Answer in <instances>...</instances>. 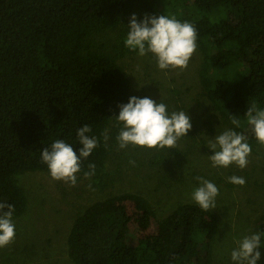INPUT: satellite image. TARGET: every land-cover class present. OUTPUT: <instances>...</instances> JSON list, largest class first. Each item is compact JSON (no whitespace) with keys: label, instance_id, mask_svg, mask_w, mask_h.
Wrapping results in <instances>:
<instances>
[{"label":"trees","instance_id":"1","mask_svg":"<svg viewBox=\"0 0 264 264\" xmlns=\"http://www.w3.org/2000/svg\"><path fill=\"white\" fill-rule=\"evenodd\" d=\"M133 15L138 22L167 15L195 26L201 90L229 129L264 150L245 116L252 107L264 110V0H0V202L14 206L12 220L27 208L16 177L48 172L41 152L55 140L78 151L76 133L84 125L98 144L76 176L84 177L91 163L94 189L113 182L106 166L118 147L114 117L133 96L119 64L137 54L124 45ZM142 152L157 167L168 153L180 170L174 148ZM169 166L158 175L162 183L176 171ZM254 226L261 234L257 264H264V212ZM217 232L215 216L196 203L158 218L142 196L123 192L75 216L66 252L74 264H211Z\"/></svg>","mask_w":264,"mask_h":264},{"label":"rangeland","instance_id":"2","mask_svg":"<svg viewBox=\"0 0 264 264\" xmlns=\"http://www.w3.org/2000/svg\"><path fill=\"white\" fill-rule=\"evenodd\" d=\"M200 63L197 49L183 70H160L151 54L137 53L119 60L133 96L161 99L169 113L186 111L190 117L191 130L174 148L180 153V170L168 153L163 154L167 158L165 165L151 166L142 152L144 148L134 151V146L129 145L124 149L117 147L107 161L106 171L113 182L103 191L94 189L84 177H77L76 185L69 186L51 179L49 172L19 174L17 184L26 193L27 208L12 220L15 238L10 245L0 248V264H74L67 256L66 239L73 219L88 205L109 195L129 192L142 196L157 217L164 218L178 204L195 203L191 194L200 186L196 177L213 182L219 189L216 208L210 210L218 224L211 264H234L232 250L242 238L254 234L255 220L264 212V150L251 147L243 169L235 164L212 167L208 157L213 153L208 140L229 127L200 88ZM168 164L178 176L173 173L170 180L162 183L158 175ZM233 175L243 177L246 183H229L228 177Z\"/></svg>","mask_w":264,"mask_h":264},{"label":"clouds","instance_id":"3","mask_svg":"<svg viewBox=\"0 0 264 264\" xmlns=\"http://www.w3.org/2000/svg\"><path fill=\"white\" fill-rule=\"evenodd\" d=\"M197 31L193 24L181 22L167 15L145 16L139 22L135 15L130 17L124 45L140 56L151 54L160 70L187 67L188 61L196 51ZM119 114L114 117L119 132L116 136L118 147L129 145L146 149H172L178 140L191 130V119L186 111L167 110V105L149 97L132 96L126 104L118 105ZM254 138L264 144V110L249 108L245 114ZM232 123L239 127V120ZM91 127L84 125L77 130L79 150L63 140H55L50 147L41 152V161L47 166L54 181H63L69 186L77 183L76 174L81 171V161L87 159L97 147L96 137L89 136ZM107 140V136H105ZM212 155L208 157L212 167L227 168L232 164L243 169L247 166L252 149L243 134L227 129L214 139L208 140ZM134 164V161H130ZM85 179L95 174V165L89 163ZM200 186L195 188L191 199L205 211L216 208L218 187L203 177H196ZM233 185L243 186L246 180L239 176L228 177ZM14 206L0 202V248L10 245L15 238V224L12 221ZM261 234L245 236L231 252L234 264H257L261 257L259 251Z\"/></svg>","mask_w":264,"mask_h":264}]
</instances>
